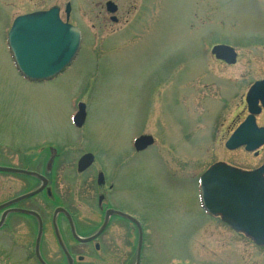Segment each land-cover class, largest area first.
<instances>
[{"label": "rangeland", "instance_id": "obj_1", "mask_svg": "<svg viewBox=\"0 0 264 264\" xmlns=\"http://www.w3.org/2000/svg\"><path fill=\"white\" fill-rule=\"evenodd\" d=\"M106 1L0 0V118L10 122L2 133H56L62 142L67 131L56 127L69 103L75 112L84 103L86 135L72 142L74 158L92 147L134 153L133 139L152 135L155 145L135 158L121 185L153 217L152 264H264V248L200 201V177L212 164L250 171L264 162V148L257 156L224 146L244 119L247 91L264 78V0H110L118 23ZM68 2L70 23L83 34L79 54L54 83L20 82L2 50L3 26L55 6L65 20ZM214 45L235 48L237 64L217 62ZM257 123L264 127V114ZM16 255L0 252V264H14Z\"/></svg>", "mask_w": 264, "mask_h": 264}, {"label": "flooded vegetation", "instance_id": "obj_2", "mask_svg": "<svg viewBox=\"0 0 264 264\" xmlns=\"http://www.w3.org/2000/svg\"><path fill=\"white\" fill-rule=\"evenodd\" d=\"M107 2L113 1H106L105 8ZM6 24L1 44L6 57L11 58L12 25ZM13 71L20 82L31 86L48 85L62 76L31 81L14 64ZM69 104L68 115L56 127L67 131L62 142L56 133L38 138L2 133L10 122L0 118L3 258L10 260L11 254H17L11 257L14 264H152L153 217L148 209H138L121 185L135 158L155 143L143 152L119 149L107 155L92 147L74 158L72 142L86 135L88 109L78 125L74 115L79 106L75 112ZM7 112L8 117L10 112L15 114L13 108ZM247 115L246 108L244 119ZM11 125L20 126L14 121ZM89 154L93 155L91 165L80 171L81 159Z\"/></svg>", "mask_w": 264, "mask_h": 264}, {"label": "water", "instance_id": "obj_3", "mask_svg": "<svg viewBox=\"0 0 264 264\" xmlns=\"http://www.w3.org/2000/svg\"><path fill=\"white\" fill-rule=\"evenodd\" d=\"M109 13H116L113 3L107 4ZM71 8H66L67 21ZM113 21H116L113 18ZM9 45L20 73L28 80H48L64 71L77 57L81 47V32L60 18L59 8L18 17L9 33ZM212 55L229 65L236 64L237 53L228 46H215ZM264 108V81L257 82L247 95L250 115L235 131L226 147L246 148L255 152L264 146V128H258L256 116ZM85 119V105H80L76 121ZM153 144L151 136H142L135 142L137 151ZM257 155V153H255ZM93 156L80 161V171L89 167ZM201 203L205 211L220 217L234 231L251 238L264 247V164L246 172L224 163L213 165L200 179Z\"/></svg>", "mask_w": 264, "mask_h": 264}]
</instances>
